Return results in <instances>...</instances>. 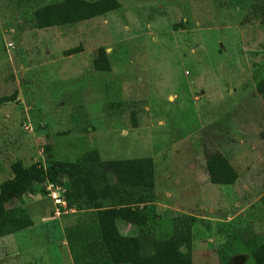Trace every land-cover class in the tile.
<instances>
[{"label": "rangeland", "instance_id": "1", "mask_svg": "<svg viewBox=\"0 0 264 264\" xmlns=\"http://www.w3.org/2000/svg\"><path fill=\"white\" fill-rule=\"evenodd\" d=\"M54 1L0 0V97L16 92L0 105V183L14 162L149 157L155 211L166 225L194 220L191 264H254L240 243L264 239V0H116L35 28L33 10ZM98 48L108 72L92 69ZM203 148L230 164L231 184L208 182ZM12 206L32 225L0 237V264H72L67 236H98L93 210L54 216L47 192Z\"/></svg>", "mask_w": 264, "mask_h": 264}, {"label": "trees", "instance_id": "2", "mask_svg": "<svg viewBox=\"0 0 264 264\" xmlns=\"http://www.w3.org/2000/svg\"><path fill=\"white\" fill-rule=\"evenodd\" d=\"M119 8L116 0H57L32 12L37 29L76 24ZM80 46L63 51L64 56L80 52ZM92 69L108 72L110 63L103 48H98ZM255 90L264 96V80ZM0 97V105L15 100ZM132 126L134 114L131 113ZM264 139V127L260 132ZM204 170L212 185H229L236 173L216 150H202ZM12 176L0 183V237L29 228L26 212L12 206L28 195L46 193L45 185L61 187L67 208L93 210L97 238L84 241L79 235L67 236L72 264H191V224L193 218H171L166 225L153 202L154 167L151 158L100 160L95 150L72 162L48 159L23 168L10 166ZM53 211V210H52ZM117 220L132 226L134 235H122ZM254 264H264V239L257 235L240 243Z\"/></svg>", "mask_w": 264, "mask_h": 264}, {"label": "built area", "instance_id": "3", "mask_svg": "<svg viewBox=\"0 0 264 264\" xmlns=\"http://www.w3.org/2000/svg\"><path fill=\"white\" fill-rule=\"evenodd\" d=\"M45 191L47 192V197H49L52 202V213L54 216L66 214L68 211L73 212L72 208L66 207L65 201L61 197V193L63 192L61 187L46 184Z\"/></svg>", "mask_w": 264, "mask_h": 264}, {"label": "crops", "instance_id": "4", "mask_svg": "<svg viewBox=\"0 0 264 264\" xmlns=\"http://www.w3.org/2000/svg\"><path fill=\"white\" fill-rule=\"evenodd\" d=\"M22 231V230H21ZM20 232V231H19Z\"/></svg>", "mask_w": 264, "mask_h": 264}]
</instances>
